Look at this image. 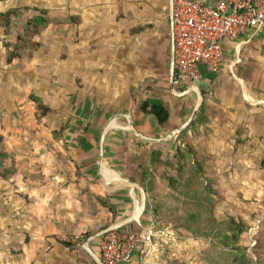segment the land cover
Here are the masks:
<instances>
[{
	"label": "rangeland",
	"instance_id": "1",
	"mask_svg": "<svg viewBox=\"0 0 264 264\" xmlns=\"http://www.w3.org/2000/svg\"><path fill=\"white\" fill-rule=\"evenodd\" d=\"M13 8L27 10L11 37L0 28V147L9 155L5 164L16 170L9 180L0 179L2 195L24 197L30 189L20 180L47 182L54 174L49 169L73 163L71 138L91 131L121 133L115 145L125 153V178L141 209L137 219L152 236L137 251L138 264H264V31L225 54L220 68L228 74L221 84L209 87L199 80L196 92L176 95L172 124L167 129L150 124L147 135L129 114L109 130L93 115L103 110L95 105L113 103L105 99L113 95L108 86L105 94L98 90L110 72L135 80L124 82L135 100L131 112L141 100L172 95L168 0H0V12ZM34 9L80 22L50 24L32 40L40 44L37 52L28 49L9 64L5 45L15 43L26 20L38 13ZM139 27L144 30L132 34ZM30 95L53 113L39 118ZM54 131L62 133L60 140ZM85 142L78 146L86 148ZM152 152H161L159 161L173 166L153 162ZM139 165L148 169L149 194L132 179ZM69 171L67 178L84 173L80 166ZM231 221L241 223L243 233Z\"/></svg>",
	"mask_w": 264,
	"mask_h": 264
},
{
	"label": "crops",
	"instance_id": "2",
	"mask_svg": "<svg viewBox=\"0 0 264 264\" xmlns=\"http://www.w3.org/2000/svg\"><path fill=\"white\" fill-rule=\"evenodd\" d=\"M201 1L212 9L220 2ZM262 30L264 31V27L246 33L244 38L242 36L237 41L226 42L223 47L224 56L234 53L230 51L234 45L250 41ZM201 73L200 81L209 87L212 85L217 87L228 74L223 68L216 73L203 68ZM107 79L108 81L104 80L103 83L100 80L98 90L105 94L108 90L105 86H108L113 95H108L105 99L109 98L108 100H113V103L100 107L95 105L103 109L93 115L99 121L95 120L96 123H107L109 130L113 127V122L129 114L141 134H151L154 127L161 129L156 124L155 117L144 116L138 109L131 112L135 100L129 92V86L124 82L134 85V79L121 74L115 76L111 72L108 73ZM124 84L128 90L123 88ZM116 85H119L118 89ZM170 93L172 95L168 97H151L162 99L170 105L169 125L172 124V115L175 111L173 104L177 100L176 95L171 92V87ZM92 99L96 97H89L87 101ZM97 99L102 100L101 97ZM119 135L124 137V134H114L106 130L99 135L91 131L77 136L76 140L71 138L76 141L70 153L73 163L68 167L62 164L57 165V169L55 167L49 169L48 171L54 174L53 179L47 182L20 180V186L30 189L31 193L24 197L3 196L0 183V264H95L99 258L100 234L105 229L122 227L133 232L145 230L137 219L141 209L135 199V188L127 177L125 178L123 170L125 153L122 148L115 145ZM95 140L101 142L99 148L94 147ZM82 141H86L84 143L87 145L86 148L78 146ZM58 155L60 156L59 153ZM78 166L81 172H84L82 176L76 178L74 174V178H67V174L71 176L69 170L76 172ZM52 186H56L57 190L50 191ZM35 187L38 190L34 189ZM100 198L113 205L116 210L114 215L108 211L107 204L104 205L97 200ZM103 227L105 229H102ZM129 264H138L137 259L133 258Z\"/></svg>",
	"mask_w": 264,
	"mask_h": 264
},
{
	"label": "built area",
	"instance_id": "3",
	"mask_svg": "<svg viewBox=\"0 0 264 264\" xmlns=\"http://www.w3.org/2000/svg\"><path fill=\"white\" fill-rule=\"evenodd\" d=\"M171 92L183 96L197 90L202 69L216 73L224 60V44L264 27V0H220L215 9L201 0H172L169 19ZM152 241L150 232L122 227L101 234L95 264H129Z\"/></svg>",
	"mask_w": 264,
	"mask_h": 264
},
{
	"label": "trees",
	"instance_id": "4",
	"mask_svg": "<svg viewBox=\"0 0 264 264\" xmlns=\"http://www.w3.org/2000/svg\"><path fill=\"white\" fill-rule=\"evenodd\" d=\"M24 10L27 9L13 8L7 10L6 12H0V28L3 30L4 37L8 38L12 36L11 30L14 24L16 23V21H19L22 18L21 14L22 11ZM34 12H38V13L32 15L30 18L26 20V23L23 26L22 33L16 35L15 37V43L14 44L8 43L5 45L8 51H10V52L7 51V63L10 64L13 60L22 58L24 53L28 49H32L35 52H37L40 49V44L32 40L36 38H40L50 24H56V23L79 24L80 22V18L76 16H69L65 18H51L50 16H48V12L46 10L38 11L34 9ZM168 14L169 11H167V22L169 25ZM142 30L144 29L140 27L135 28L132 30V34H138ZM169 56H170V48L168 49V58ZM168 62L170 64V60ZM29 100L35 104L39 118H44L47 115L53 113V110L50 107L43 104L41 98L35 95H30ZM138 105H139L137 106L138 112H140L144 116L155 117L156 124L161 129H167L169 127V117L171 114V108L167 102H165L162 99L150 97L141 100ZM202 108H203V104L201 106V109ZM198 117L195 119L192 125H195L197 123L196 121H198ZM54 135L57 136L56 141H58L60 140L62 133L58 134L54 131L53 136ZM3 140L4 139L2 135H0V145L2 144ZM186 146L187 148H185V151L188 153L189 156L193 158L194 156L191 147H188L189 145ZM151 156L154 157L153 162L155 163L163 162V161H159L161 152H152ZM8 159H9V155L3 151V148L1 146L0 147V179L3 181L9 180L16 173V170L13 165L7 166L5 164L6 160ZM163 164L173 166L172 163L169 164L168 162H163ZM137 169L138 170L133 174L132 179L137 185L141 187V189L145 194H149L151 192V186H150V180L148 178V174H149L148 169L142 167L141 165H139ZM179 170H182V168H180ZM171 185H173V183H171ZM97 200L103 203L104 205L107 204V209L111 214L114 215L116 213L115 208L109 202L103 201V199L101 198ZM231 222L237 228L238 234L243 233L245 227L241 223H233V221ZM102 229H105V227H103ZM90 234H92V232H90ZM232 237H235V235H233Z\"/></svg>",
	"mask_w": 264,
	"mask_h": 264
},
{
	"label": "water",
	"instance_id": "5",
	"mask_svg": "<svg viewBox=\"0 0 264 264\" xmlns=\"http://www.w3.org/2000/svg\"><path fill=\"white\" fill-rule=\"evenodd\" d=\"M171 9H172V0H168V11H169V19L171 18ZM172 76H173V67H172V65H170V77H169V82H170V87H172ZM200 107V106H199ZM195 115H196V113L194 112L193 113V117L192 118H194L195 117ZM189 122H191V120L189 121ZM184 128V127H183ZM182 128V129H183ZM181 130V129H180ZM179 130V131H180ZM116 228H119V227H112V228H109V229H107V230H112V229H116ZM106 230V231H107ZM105 232V231H104ZM102 234V233H101ZM100 234V235H101Z\"/></svg>",
	"mask_w": 264,
	"mask_h": 264
}]
</instances>
